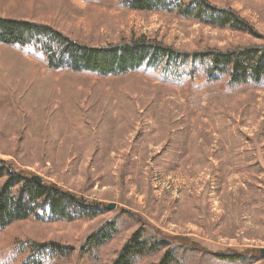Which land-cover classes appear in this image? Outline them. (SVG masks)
Returning <instances> with one entry per match:
<instances>
[{
	"label": "rangeland",
	"instance_id": "obj_1",
	"mask_svg": "<svg viewBox=\"0 0 264 264\" xmlns=\"http://www.w3.org/2000/svg\"><path fill=\"white\" fill-rule=\"evenodd\" d=\"M120 1L0 0V16L93 46L140 37L188 52L264 46V0H212L237 11L255 35L129 12ZM186 90L151 71L50 72L0 46V158L102 205L87 220L12 225L0 235V264H112L140 228L153 239H188L204 253L174 241L175 264H228L211 254L248 251L259 258L249 264H264V87ZM26 243L68 253L18 249ZM163 254L136 264H159Z\"/></svg>",
	"mask_w": 264,
	"mask_h": 264
},
{
	"label": "trees",
	"instance_id": "obj_2",
	"mask_svg": "<svg viewBox=\"0 0 264 264\" xmlns=\"http://www.w3.org/2000/svg\"><path fill=\"white\" fill-rule=\"evenodd\" d=\"M119 5L133 13L170 15L212 30L255 35L253 27L237 11L220 7L212 0H121ZM0 46L29 54L50 72L110 78L151 71L157 80L185 88L187 93L207 86L224 87L235 93L247 86L264 87V46L188 52L145 37L93 46L48 25L1 16ZM34 177L33 173L0 158V235L12 225L28 220L51 223L87 220L102 207L55 184L44 181L38 184ZM109 240L106 236L96 241L93 248ZM174 241L183 250L203 253L188 239L162 236L153 239L140 228L123 244L112 264H136L161 252L164 254L159 264L178 263L177 249L172 247ZM33 247L26 243L18 249L33 253L51 249L55 256L68 253L67 248L52 243ZM211 255L228 264H249L259 259L254 251Z\"/></svg>",
	"mask_w": 264,
	"mask_h": 264
},
{
	"label": "water",
	"instance_id": "obj_3",
	"mask_svg": "<svg viewBox=\"0 0 264 264\" xmlns=\"http://www.w3.org/2000/svg\"><path fill=\"white\" fill-rule=\"evenodd\" d=\"M33 180L38 184H42V179L40 177H34ZM106 208L108 211H113L116 209V205L109 204ZM260 258L264 260V249L260 251Z\"/></svg>",
	"mask_w": 264,
	"mask_h": 264
}]
</instances>
